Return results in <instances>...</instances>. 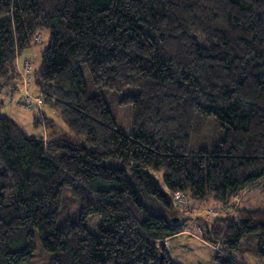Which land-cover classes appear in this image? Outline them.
<instances>
[{
	"label": "trees",
	"instance_id": "obj_1",
	"mask_svg": "<svg viewBox=\"0 0 264 264\" xmlns=\"http://www.w3.org/2000/svg\"><path fill=\"white\" fill-rule=\"evenodd\" d=\"M42 31L31 92L49 137L28 135L0 101V264L29 261L35 231L50 264H175L162 242L186 224L172 221L174 194L228 203L264 179V0H0L1 96L18 91L16 61ZM103 90L126 93L128 134ZM209 117L221 135L192 151ZM65 189L79 220L58 225ZM225 223L203 225L221 247L211 264H243L242 248L264 258V208Z\"/></svg>",
	"mask_w": 264,
	"mask_h": 264
},
{
	"label": "rangeland",
	"instance_id": "obj_2",
	"mask_svg": "<svg viewBox=\"0 0 264 264\" xmlns=\"http://www.w3.org/2000/svg\"><path fill=\"white\" fill-rule=\"evenodd\" d=\"M47 42L48 31H42L41 34H37L35 38H33L31 46L25 50L18 59L19 62L16 67L20 78L18 91H14L12 95L8 94L9 96L7 97H5V95H0V101H3L1 108L2 113L15 120L28 135H44V138L49 137V130L47 129L45 120L41 116L45 106L42 102L40 111L32 109L25 103L24 94L25 91H27L30 97L40 95L39 92H31V89L34 88L32 85V79L34 78V70L39 64L40 53L46 46ZM26 63L30 64L32 67L29 76H24L22 73ZM82 72L88 94H98V90L93 85L92 79L85 66H82ZM24 82L28 83L26 90L23 87ZM102 94L106 99L117 127L124 133L128 134L131 130L132 109L129 104L120 103L126 93L103 90ZM51 114L53 115L54 113L52 112ZM34 116L40 117L41 126L38 128L33 126ZM58 122V128L64 130L65 127L63 123L60 121ZM220 135L221 131L216 120L213 117H209L202 133L192 137L190 145L191 150L196 151L200 147L209 148L218 140ZM0 169H2V165H0ZM155 178L158 179L159 183L162 185L159 180L160 177L155 176ZM178 194L179 197H175L176 199L173 197L176 209L170 212V216L185 220L184 222H186V224L183 228V233L162 240L166 246V251L175 264H211V258L214 251H220L221 247L218 244L219 242L217 245L210 243V245L204 244L207 240L204 238L203 225H207L209 228L213 226H224L225 228V220L235 217L239 208L243 207L249 211L264 208V179L253 186L236 193L229 199L228 203H217L212 201V199L206 200L205 202H197L191 199L187 194ZM173 196H175V194ZM79 210L80 206L78 202L74 201L69 190L65 189L61 198L58 225L67 219L77 222L79 220ZM100 222L101 219L98 215H91L83 220L84 225L94 233L98 232ZM52 256V253L43 250L37 232L35 231V251L31 259L22 264H50ZM232 256L243 264H264V258L258 257L248 250L246 251V248L232 252Z\"/></svg>",
	"mask_w": 264,
	"mask_h": 264
},
{
	"label": "built area",
	"instance_id": "obj_3",
	"mask_svg": "<svg viewBox=\"0 0 264 264\" xmlns=\"http://www.w3.org/2000/svg\"><path fill=\"white\" fill-rule=\"evenodd\" d=\"M32 71V67L30 64L26 63L23 70H22V73L24 74V76H29L30 72ZM28 83L24 82V89L26 90V87H27ZM25 96V97H24ZM24 101H26L25 103L30 106L32 109H36L37 111L39 110L40 111V108H41V103L43 102V99L42 97L39 95V96H36V97H30V95L28 94L27 91H25V94H24ZM179 197V194L176 193L175 196H173L174 198L175 197ZM176 199V198H175Z\"/></svg>",
	"mask_w": 264,
	"mask_h": 264
},
{
	"label": "crops",
	"instance_id": "obj_4",
	"mask_svg": "<svg viewBox=\"0 0 264 264\" xmlns=\"http://www.w3.org/2000/svg\"><path fill=\"white\" fill-rule=\"evenodd\" d=\"M17 63L19 62L18 61V59H17V61H16ZM21 85V84H20ZM43 114H44V111L42 112V115L41 116H43ZM43 135V134H42ZM35 136H40V135H35ZM44 136V135H43ZM181 233H183V230L180 232V233H178L177 235H179V234H181ZM177 235H174V236H172V237H175V236H177ZM172 237H170V238H172ZM204 244H208V245H210L209 243H207V242H205Z\"/></svg>",
	"mask_w": 264,
	"mask_h": 264
},
{
	"label": "water",
	"instance_id": "obj_5",
	"mask_svg": "<svg viewBox=\"0 0 264 264\" xmlns=\"http://www.w3.org/2000/svg\"><path fill=\"white\" fill-rule=\"evenodd\" d=\"M172 221H173V222H176V221H177V218H173Z\"/></svg>",
	"mask_w": 264,
	"mask_h": 264
}]
</instances>
